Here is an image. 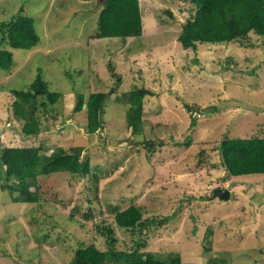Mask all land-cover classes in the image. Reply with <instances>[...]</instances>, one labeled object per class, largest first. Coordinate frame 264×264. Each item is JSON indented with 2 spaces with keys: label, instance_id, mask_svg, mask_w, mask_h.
<instances>
[{
  "label": "rangeland",
  "instance_id": "1",
  "mask_svg": "<svg viewBox=\"0 0 264 264\" xmlns=\"http://www.w3.org/2000/svg\"><path fill=\"white\" fill-rule=\"evenodd\" d=\"M140 4L141 36L96 38L102 0H0V22L23 7L40 36L31 49L0 43L14 55L9 69L0 68V141L46 145L47 153L55 145L83 146L91 164L101 169L94 170L104 205L95 210L96 223L103 218L113 222L108 204L124 208L133 199L146 215L172 216L147 237L144 250L164 257L179 253L197 264H264V174L229 175L218 149L225 137H264V35L184 49L178 34L191 3ZM39 70L62 96L49 107L52 117L41 118V133L25 135L11 106V90H27ZM134 85L153 91L144 100L139 137L152 145L136 143L123 104L113 99L117 92L106 102L104 129L88 133L85 112L72 109L75 91L88 95L117 86L122 92ZM185 103L206 111L191 114ZM43 183L52 187L42 190L47 203L40 208L35 202L14 201L0 177V264H68L78 236L106 249L92 222L79 226L69 218L77 203L89 207L90 179L57 173L43 177ZM217 188L228 189L230 198L213 197ZM37 227L49 232L42 243ZM116 235L117 245L127 249L139 238L117 226ZM37 251L41 254L35 256Z\"/></svg>",
  "mask_w": 264,
  "mask_h": 264
},
{
  "label": "trees",
  "instance_id": "2",
  "mask_svg": "<svg viewBox=\"0 0 264 264\" xmlns=\"http://www.w3.org/2000/svg\"><path fill=\"white\" fill-rule=\"evenodd\" d=\"M191 3V14L182 25L178 40L184 49L196 50L200 45H219L248 38L251 33L264 35V0H188ZM97 30L93 37H136L144 31L140 0H102ZM171 13V12H170ZM172 14V13H171ZM0 43H7L13 48L31 49L38 45L40 36L33 17L25 14L21 7L9 20L0 22ZM14 63L11 49L0 48V68L9 69ZM113 69L114 67L111 66ZM118 81L121 76L114 73ZM14 95L12 109L21 124V133L38 135L44 127L42 119L49 120V107L57 104L62 92L50 89L46 78L40 70L27 90L12 89ZM115 92L114 101L123 104L127 127L135 137L136 143L151 146L149 140L141 142L145 125V97L153 94L146 86L134 85L129 90L118 92L117 86L106 91H93L88 95L75 91L74 112L85 111L86 130L93 134L105 127L106 102ZM191 112L204 113L206 109L197 104L185 103ZM213 110L216 107L213 106ZM40 114V116H39ZM50 117H52L50 115ZM197 125V118L191 120ZM45 145L13 146L0 141V170L3 189L12 193L14 201L35 202L41 208L46 204L42 190L51 185L43 183V177H52L57 173L71 176H86L91 185L87 200L89 207L77 203L69 211V218L77 221L79 226L94 224L97 232L104 237L106 249H101L96 242L84 237H75L72 246V257L68 264H197L184 261L179 253L161 256L155 251L144 250L148 245L147 237L171 221V215H146L147 211L135 199L124 208L108 204L114 211L113 222L105 218L96 223L95 210L102 209L99 197L100 169L92 165L89 156L84 154L81 145L65 147L55 145L47 153ZM222 165L229 175L264 174V137H225L219 144ZM34 187V190L31 188ZM43 200L42 202H40ZM102 205V206H101ZM75 213L77 216H75ZM36 219L33 217V220ZM57 224V223H54ZM116 226L124 228L139 238L131 249L117 245ZM52 227V226H51ZM39 243L41 238L49 236L42 227H37ZM43 234H41V232ZM209 231V230H208ZM35 232V230H34ZM41 246V244H39ZM16 248V251H19ZM264 253V251H262ZM6 253V252H5ZM29 260L34 257V252ZM37 251L35 256L40 255ZM226 264L225 262H222ZM217 264V262H216Z\"/></svg>",
  "mask_w": 264,
  "mask_h": 264
},
{
  "label": "water",
  "instance_id": "3",
  "mask_svg": "<svg viewBox=\"0 0 264 264\" xmlns=\"http://www.w3.org/2000/svg\"><path fill=\"white\" fill-rule=\"evenodd\" d=\"M231 196L230 191L227 189H222V188H217L214 193H213V197H219L221 199H229Z\"/></svg>",
  "mask_w": 264,
  "mask_h": 264
},
{
  "label": "clouds",
  "instance_id": "4",
  "mask_svg": "<svg viewBox=\"0 0 264 264\" xmlns=\"http://www.w3.org/2000/svg\"><path fill=\"white\" fill-rule=\"evenodd\" d=\"M74 107V106H73ZM80 112H82V111H80ZM85 112V111H84ZM85 117H86V114H85ZM9 125H11L10 123H9ZM19 126H21V124L19 125Z\"/></svg>",
  "mask_w": 264,
  "mask_h": 264
}]
</instances>
